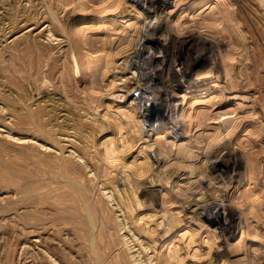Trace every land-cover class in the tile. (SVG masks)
I'll use <instances>...</instances> for the list:
<instances>
[{
  "label": "rangeland",
  "instance_id": "374dc122",
  "mask_svg": "<svg viewBox=\"0 0 264 264\" xmlns=\"http://www.w3.org/2000/svg\"><path fill=\"white\" fill-rule=\"evenodd\" d=\"M91 1L0 0V264H264V0Z\"/></svg>",
  "mask_w": 264,
  "mask_h": 264
},
{
  "label": "bare ground",
  "instance_id": "6f19581e",
  "mask_svg": "<svg viewBox=\"0 0 264 264\" xmlns=\"http://www.w3.org/2000/svg\"><path fill=\"white\" fill-rule=\"evenodd\" d=\"M91 1V0H90ZM97 1V0H96ZM95 1V3H97ZM106 1V0H105ZM111 1V0H110ZM139 1V0H138ZM91 2H93V0L91 1ZM99 2V1H98ZM103 2V1H102ZM143 2H144V4H145V6H147L150 10H152V11H154V12H157V8H156V6H155V0H143ZM101 3V2H100ZM91 4V3H90ZM94 4V3H93ZM107 3L105 2V4H104V2H103V5H106ZM100 5V4H99ZM102 5V6H103ZM108 5V4H107ZM101 6V8H104V7H102ZM110 7V6H109ZM167 15V14H166ZM166 15H164V16H166ZM169 15V14H168ZM163 16V17H164ZM170 17V16H169ZM168 17V18H169ZM167 20H169V19H166V17L165 18H160L159 17V20H158V23H159V26H158V28H157V32L159 33V32H168V36H169V40H170V42H169V44L167 45V46H165V44L163 43V42H161L160 40H159V38H157L156 39V41H157V43H158V45H159V47H163V48H168V49H170V56H172V57H174V59H176V61H178V63L181 65V66H183L184 67V74H185V72H190L191 70L193 71V69L194 68H196V65H198L199 64V59L198 58H195V57H193L192 55H191V57L189 56V55H186L184 52H183V47L187 44H189L190 43V45L192 46V45H194L195 43H197V42H199V41H197V36H195V35H193V34H190V35H187V36H185L184 37V35H183V37H178L176 34H174L173 32H171L170 31V29L168 28V21ZM194 33V32H193ZM122 34V33H121ZM196 34V33H195ZM120 35V34H119ZM118 35V36H119ZM122 36L123 35H121L120 37L122 38ZM117 37V36H116ZM123 37H125V36H123ZM127 38V37H126ZM156 38V37H155ZM112 39V38H111ZM116 39V38H115ZM123 39V38H122ZM151 39V38H150ZM87 40V39H86ZM117 40V39H116ZM202 40V39H201ZM115 41V40H114ZM124 41H125V39H124ZM116 42V47L115 48H111V47H104L103 49L101 48V50H99V52L100 53H102L101 54V56L100 57H92V56H90V58L91 59H93V62L91 63V65H90V74H91V78L93 79V80H97V81H95V82H97L98 83V80L99 79H101V81L103 82V83H105V82H107V83H105L106 85H105V87H107V88H109V89H115V88H117V84H115V83H117V77L116 76H112L113 78L111 79V80H109V78L108 77H110V75H112V74H110L113 70H118V68L116 67V65H117V61H116V59H118L120 56V52H118V49L120 48V47H126L127 45H125L124 43L125 42H123V44L121 43V41L120 40H117V41H115ZM86 43V42H85ZM106 44V43H105ZM167 44V43H166ZM106 45H108V44H106ZM105 45V46H106ZM115 45V44H114ZM109 46V45H108ZM118 52V53H117ZM117 56L115 59H113L115 56ZM168 55V54H167ZM121 58V57H120ZM117 68V69H116ZM128 68V67H127ZM129 68H133V69H136V70H140L141 69V66L140 65H138L137 63H135V61L134 62H132V63H130V67ZM120 69V68H119ZM195 71V70H194ZM139 72V71H138ZM140 76V75H139ZM122 77V76H121ZM142 77H146V79L148 78V79H151L152 77H156L155 75H154V73L152 74V73H149V74H142L141 76H140V78L137 80L138 82H140L141 80H143V78ZM214 77H216L214 74H210V76H207V79H211V78H214ZM123 78V77H122ZM123 79H125V78H123ZM133 79V78H132ZM206 79V80H207ZM101 81H99V82H101ZM123 81V80H122ZM122 81H121V83H122ZM125 82V85H127V84H129V83H131L132 81L130 80V78L128 79H126V81H124ZM195 86L196 87H199V80H196L195 81ZM204 83H208V81H205ZM99 85L100 84H102V83H98ZM140 84V83H139ZM131 85V84H130ZM191 86V85H190ZM129 89V88H128ZM104 90V89H103ZM114 91V90H113ZM174 96V93L171 95V98ZM175 97V96H174ZM196 124V123H195ZM199 151V150H198ZM114 153H113V156L114 157H119V155L117 154V152H115V151H113ZM197 152V151H196ZM196 158H197V155H196ZM217 160V159H216ZM161 161V159H158V162H160ZM223 164V163H222ZM226 168H229L230 167V163H228L227 161H226ZM180 178V177H179ZM219 218V217H218ZM197 250V249H196Z\"/></svg>",
  "mask_w": 264,
  "mask_h": 264
}]
</instances>
